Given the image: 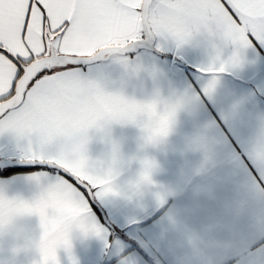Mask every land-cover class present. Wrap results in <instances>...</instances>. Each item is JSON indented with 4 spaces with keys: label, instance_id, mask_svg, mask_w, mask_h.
Segmentation results:
<instances>
[{
    "label": "snow or ice",
    "instance_id": "6c2138e0",
    "mask_svg": "<svg viewBox=\"0 0 264 264\" xmlns=\"http://www.w3.org/2000/svg\"><path fill=\"white\" fill-rule=\"evenodd\" d=\"M200 37L208 59L197 71L210 97L245 50L264 47V0H0V163L35 168L4 167L0 177L17 173L10 188L48 189L47 197L0 190V234L16 216H36L42 244L32 264H61L60 250L71 257L76 233L110 247L95 200L135 204L159 187L160 165L147 149L167 141L182 112L194 114L199 93L148 53L180 50ZM114 124L138 129L135 154L126 156L111 138ZM190 147L211 157L205 131L192 134ZM250 152L264 167V125ZM154 196L164 203L162 192ZM61 221L63 234L44 244ZM120 264L136 260L129 253Z\"/></svg>",
    "mask_w": 264,
    "mask_h": 264
},
{
    "label": "crops",
    "instance_id": "0c3cea01",
    "mask_svg": "<svg viewBox=\"0 0 264 264\" xmlns=\"http://www.w3.org/2000/svg\"><path fill=\"white\" fill-rule=\"evenodd\" d=\"M207 51L206 38L200 37L180 50L148 53L193 96L199 93L194 114L182 112L167 141L147 149L160 165L154 173L159 187L135 204L95 200L110 224L99 221L110 247L76 233L71 257L60 250L61 264H71L72 257L78 264H120L129 253L136 264H259L264 253V167L252 158L250 145L264 125V47L245 50L243 63L219 75L210 97L202 91L207 77L197 71L207 61ZM197 130L205 131L212 143L209 159L190 147ZM110 136L126 156L138 151L134 126L114 124ZM90 147L95 151V142ZM16 175L0 177V190L47 197L45 183L10 188ZM157 191L164 194L162 205L155 199ZM64 231L61 221L49 228L43 243L55 242ZM41 237L36 216H16L0 234V264H32L39 259ZM115 241H128L130 247L113 250Z\"/></svg>",
    "mask_w": 264,
    "mask_h": 264
},
{
    "label": "water",
    "instance_id": "95a60500",
    "mask_svg": "<svg viewBox=\"0 0 264 264\" xmlns=\"http://www.w3.org/2000/svg\"><path fill=\"white\" fill-rule=\"evenodd\" d=\"M153 53H156V54H162L160 52H153ZM132 54H135V53H132ZM4 167H26V168H32L33 166L31 165H27V164H21V163H18L16 162L15 160H10V161H6V162H3V163H0V169H3ZM96 203V207L100 209V212L102 214V220H103V223L105 225H107L108 227H110V224L107 220V218L105 217L102 209L99 207V205L97 204V202L95 201Z\"/></svg>",
    "mask_w": 264,
    "mask_h": 264
},
{
    "label": "rangeland",
    "instance_id": "374dc122",
    "mask_svg": "<svg viewBox=\"0 0 264 264\" xmlns=\"http://www.w3.org/2000/svg\"><path fill=\"white\" fill-rule=\"evenodd\" d=\"M113 250H117V251H124L125 249L129 248L130 247V243L128 241H122L121 244H117L116 241L113 242Z\"/></svg>",
    "mask_w": 264,
    "mask_h": 264
},
{
    "label": "trees",
    "instance_id": "16d2710c",
    "mask_svg": "<svg viewBox=\"0 0 264 264\" xmlns=\"http://www.w3.org/2000/svg\"><path fill=\"white\" fill-rule=\"evenodd\" d=\"M12 168H16V169H19L21 172H23V171H25V170H35V168L34 167H32V168H26V167H12ZM0 170H2V169H0ZM13 174H15V173H13Z\"/></svg>",
    "mask_w": 264,
    "mask_h": 264
}]
</instances>
